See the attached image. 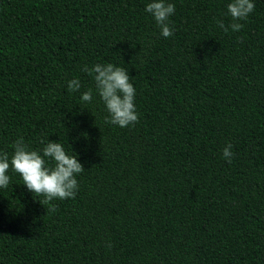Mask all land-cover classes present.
<instances>
[{
  "label": "trees",
  "instance_id": "trees-1",
  "mask_svg": "<svg viewBox=\"0 0 264 264\" xmlns=\"http://www.w3.org/2000/svg\"><path fill=\"white\" fill-rule=\"evenodd\" d=\"M150 2L0 0V151L49 139L85 169L43 205L9 169L0 264H264V0L239 31L231 0H168V38ZM97 63L133 77L135 125L105 123Z\"/></svg>",
  "mask_w": 264,
  "mask_h": 264
},
{
  "label": "clouds",
  "instance_id": "clouds-1",
  "mask_svg": "<svg viewBox=\"0 0 264 264\" xmlns=\"http://www.w3.org/2000/svg\"><path fill=\"white\" fill-rule=\"evenodd\" d=\"M254 10L253 0H231L227 5L228 14L233 21L231 29L239 31L243 25L236 21L247 20ZM145 11L154 18L163 37L174 35V28L169 19L175 12L173 3L168 0H152L146 5ZM217 26L228 31L222 20L217 21ZM81 70L90 75L95 73V91L108 113L105 123L122 128L138 123L136 89L127 68L111 63H97L91 68L85 65ZM80 88L79 79L74 78L68 82L69 91L76 92ZM81 100L90 103L93 100V89L89 88L83 92ZM41 143L44 144V141L41 140ZM232 147V144L228 143L222 150L228 163L232 162L234 155ZM12 148L11 157L7 152L0 151V188L6 189L9 186L11 177L8 171L11 168L21 176L23 184L30 192L44 197V200L40 201L42 205L57 199L75 198L79 190L77 177L85 171L77 153L72 150L73 154H69L61 143L49 139L42 149L33 150L21 137L13 143ZM55 208L53 204L50 210L55 211Z\"/></svg>",
  "mask_w": 264,
  "mask_h": 264
}]
</instances>
